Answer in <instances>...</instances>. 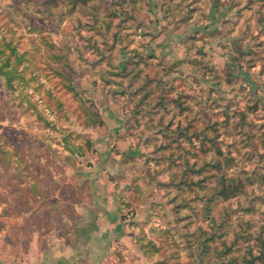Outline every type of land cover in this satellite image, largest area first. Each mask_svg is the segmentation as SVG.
Segmentation results:
<instances>
[{
    "label": "rangeland",
    "instance_id": "rangeland-1",
    "mask_svg": "<svg viewBox=\"0 0 264 264\" xmlns=\"http://www.w3.org/2000/svg\"><path fill=\"white\" fill-rule=\"evenodd\" d=\"M0 45V251L108 161L107 264H264V0H0Z\"/></svg>",
    "mask_w": 264,
    "mask_h": 264
},
{
    "label": "crops",
    "instance_id": "crops-1",
    "mask_svg": "<svg viewBox=\"0 0 264 264\" xmlns=\"http://www.w3.org/2000/svg\"><path fill=\"white\" fill-rule=\"evenodd\" d=\"M178 36L182 38V32ZM106 164L101 168L85 167L74 180L66 171L69 174L66 185L71 195L78 197V200L68 196L64 198L69 205L67 211L46 193H33L41 209L30 211L29 216H33L32 235H28L26 240H15L14 251H0V264H107L110 260L115 261L113 254L116 248L129 244L133 238L132 223L135 218L122 217L126 214L121 208L124 197L120 189L123 185L108 175L112 164L108 161ZM125 164L124 161L120 166L115 164L116 170L121 171ZM75 190L84 192L78 195ZM3 209L0 218L6 220L0 228L5 233L9 228V219H17L21 223L22 218H16L7 208ZM42 217L54 226L43 227L40 222ZM8 247L11 246L5 244L4 249ZM149 260L154 261L148 257ZM117 264L121 263L118 261Z\"/></svg>",
    "mask_w": 264,
    "mask_h": 264
},
{
    "label": "trees",
    "instance_id": "trees-1",
    "mask_svg": "<svg viewBox=\"0 0 264 264\" xmlns=\"http://www.w3.org/2000/svg\"><path fill=\"white\" fill-rule=\"evenodd\" d=\"M12 50H13V48H12ZM4 52H5V50L1 49V45H0V53H3V54H4ZM20 57H21V56L17 54L16 58H17V59H20ZM11 65H12V64H10V60H9V58L7 57L6 60L4 61V64L0 66V72H3V74H5L6 76H8L9 74H11V73L14 71V66L11 68ZM8 80H9V81L11 80V77H10V76L8 77ZM125 206H126L125 204H122L121 208L124 209ZM122 217H123L124 219H127L125 214H124ZM133 225H134V224L132 223V226H133ZM148 244L151 245V246H153L154 248L156 247V246L154 245V243L151 242V241H149ZM141 248H142L144 254H146L145 246H144L143 244L141 245ZM155 250H157V247L155 248ZM148 257L151 258L152 256H149V255H148Z\"/></svg>",
    "mask_w": 264,
    "mask_h": 264
},
{
    "label": "built area",
    "instance_id": "built-area-1",
    "mask_svg": "<svg viewBox=\"0 0 264 264\" xmlns=\"http://www.w3.org/2000/svg\"><path fill=\"white\" fill-rule=\"evenodd\" d=\"M131 214H133V213H131Z\"/></svg>",
    "mask_w": 264,
    "mask_h": 264
}]
</instances>
